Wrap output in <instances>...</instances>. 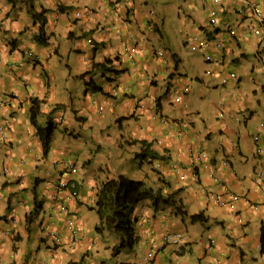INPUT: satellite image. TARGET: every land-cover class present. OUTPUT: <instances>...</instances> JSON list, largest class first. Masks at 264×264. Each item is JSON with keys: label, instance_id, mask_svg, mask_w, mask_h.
<instances>
[{"label": "crops", "instance_id": "crops-1", "mask_svg": "<svg viewBox=\"0 0 264 264\" xmlns=\"http://www.w3.org/2000/svg\"><path fill=\"white\" fill-rule=\"evenodd\" d=\"M2 130L0 264H264V0H0ZM120 173L180 206L140 200L114 255L92 206Z\"/></svg>", "mask_w": 264, "mask_h": 264}, {"label": "trees", "instance_id": "trees-1", "mask_svg": "<svg viewBox=\"0 0 264 264\" xmlns=\"http://www.w3.org/2000/svg\"><path fill=\"white\" fill-rule=\"evenodd\" d=\"M45 10L35 13L34 18L45 19ZM42 27V26H41ZM38 41H45L41 33L35 36ZM110 63L109 59H105L102 63L94 64V67L105 68ZM88 85L98 88L93 81L89 80ZM38 105L35 103L29 111L30 121L37 128V133L41 139L44 150L49 148L51 134L55 128V123L50 119L42 126L37 123L36 117L38 113ZM76 184V183H75ZM177 190L163 196L159 190L155 192L151 187L146 186L144 181L131 178L125 174H117L114 177H109L103 180L96 190V198L92 208L97 214V223L94 230L102 233L104 230L109 231L118 238L112 246V253L115 255L124 247L132 248L137 241V236L134 233L132 214L136 204L150 195H153L155 201L163 197V200L177 204V200L172 197L177 194ZM180 206L179 203L177 204ZM202 217L199 214L191 215L192 218ZM260 248L264 250V228L260 229Z\"/></svg>", "mask_w": 264, "mask_h": 264}, {"label": "built area", "instance_id": "built-area-1", "mask_svg": "<svg viewBox=\"0 0 264 264\" xmlns=\"http://www.w3.org/2000/svg\"><path fill=\"white\" fill-rule=\"evenodd\" d=\"M255 12L256 13H258V10L256 9L255 10ZM78 14V13H77ZM259 14V13H258ZM227 26H228V28H229V31L231 32V33H234L235 32V29L233 28V27H230L228 24H227ZM159 54L161 55V54H163V51L162 50H160L159 51ZM231 76L232 77H234L235 76V73H231ZM244 115H246V113L244 112ZM1 133V135L2 136H5V133H4V131L2 130V131H0ZM258 139H259V136L258 135H255L254 136V140L256 141V142H258ZM259 149V148H258ZM260 150V149H259ZM57 164H64V165H66L68 168H70V169H73L74 168V166H73V164L70 162V161H67V160H60V161H57L56 162ZM58 186L59 187H62V188H64V187H72V188H75V186H76V184L73 182V181H70L69 183L68 182H66V181H64V180H59V182H58ZM262 204L264 205V202H262ZM56 240L58 239L57 237L55 238ZM180 239H181V235L179 234V233H173V234H167L166 236H165V241L166 242H171V243H174V244H178L179 243V241H180ZM58 241V240H57ZM176 251L178 252V253H181L182 252V248L179 246V247H177V249H176Z\"/></svg>", "mask_w": 264, "mask_h": 264}, {"label": "rangeland", "instance_id": "rangeland-1", "mask_svg": "<svg viewBox=\"0 0 264 264\" xmlns=\"http://www.w3.org/2000/svg\"><path fill=\"white\" fill-rule=\"evenodd\" d=\"M92 70V69H91ZM90 70V71H91ZM97 72H98V74H99V76L102 74V73H109V71L108 70H106L105 68H97V69H95ZM242 70H244V69H242ZM101 76H103V75H101ZM114 237H115V235H113ZM115 240H118V238L117 239H114V242H115ZM116 242H118V241H116ZM136 247V246H135ZM33 249H35V246H33L32 247ZM126 247H124V248H122L120 251H124V252H126V251H128V249H130V248H126Z\"/></svg>", "mask_w": 264, "mask_h": 264}, {"label": "clouds", "instance_id": "clouds-1", "mask_svg": "<svg viewBox=\"0 0 264 264\" xmlns=\"http://www.w3.org/2000/svg\"><path fill=\"white\" fill-rule=\"evenodd\" d=\"M255 136V135H254ZM171 234V233H170ZM173 234V233H172Z\"/></svg>", "mask_w": 264, "mask_h": 264}]
</instances>
